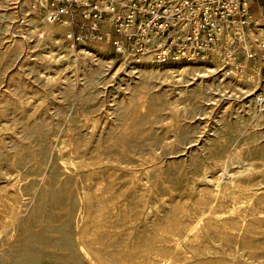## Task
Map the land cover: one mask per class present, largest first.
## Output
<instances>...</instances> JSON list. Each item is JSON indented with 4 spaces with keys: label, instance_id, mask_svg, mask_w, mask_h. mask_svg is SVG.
I'll return each mask as SVG.
<instances>
[{
    "label": "rangeland",
    "instance_id": "rangeland-1",
    "mask_svg": "<svg viewBox=\"0 0 264 264\" xmlns=\"http://www.w3.org/2000/svg\"><path fill=\"white\" fill-rule=\"evenodd\" d=\"M0 4V214L12 199L22 205L14 238L0 236V264H87L74 241L78 207L87 195L84 203L91 202L98 223L112 236L103 240L104 264H138L148 256L156 264L172 251L178 264H264V105L256 101L264 91L258 76L261 58H254L252 72L244 77L222 62L228 72L222 81L220 71L195 75L192 70L202 73L203 67L189 62L195 68L188 74L175 79L164 74L168 79L163 82L151 79L142 107L137 105L143 83L138 59H158L146 53L119 57L105 43L80 49L58 24L41 16L34 0H29L34 17L24 14L21 0ZM34 23L57 26L59 44L33 30ZM254 33L264 39V26ZM250 46L255 54L258 48ZM168 60H158L160 68ZM119 62L128 73H115ZM67 138L74 153L63 149L64 168L58 149ZM236 152L240 160L232 159ZM230 172H238L233 183ZM243 195L250 198L246 203ZM203 210L212 211L186 236ZM112 211V221L99 217Z\"/></svg>",
    "mask_w": 264,
    "mask_h": 264
},
{
    "label": "built area",
    "instance_id": "built-area-1",
    "mask_svg": "<svg viewBox=\"0 0 264 264\" xmlns=\"http://www.w3.org/2000/svg\"><path fill=\"white\" fill-rule=\"evenodd\" d=\"M48 22L80 49L105 43L116 56L146 53L171 58L224 61L238 77L252 72L254 58L264 88V40L245 59L239 48L251 19L253 0H34Z\"/></svg>",
    "mask_w": 264,
    "mask_h": 264
},
{
    "label": "bare ground",
    "instance_id": "bare-ground-1",
    "mask_svg": "<svg viewBox=\"0 0 264 264\" xmlns=\"http://www.w3.org/2000/svg\"><path fill=\"white\" fill-rule=\"evenodd\" d=\"M12 1V0H11ZM20 1V0H19ZM15 3V2H14ZM19 3V2H18ZM21 3H22V5H24L25 6V8H24V14L25 15H27L26 13H29L31 16H33L34 17V15H32L33 13H35L34 12V9H33V6L31 7V5L33 4H31L30 5V7H29V0H21ZM0 5H2V4H0ZM10 5V4H9ZM14 5V4H13ZM15 5H17V4H15ZM10 7V6H9ZM34 7H35V5H34ZM1 8H4V7H1ZM14 9V8H13ZM17 9V8H16ZM36 9V8H35ZM11 11H12V9H11ZM15 11V10H14ZM16 12V11H15ZM39 15V14H38ZM16 16V15H15ZM28 16V15H27ZM33 17H31V20L33 21V22H35V19H33ZM44 20V19H43ZM33 30L35 29V30H37L40 34H45L46 36H48L51 40H53V42L56 44V45H58L59 44V41H60V38H59V28H57V26L55 27L53 24H51V23H34L33 24ZM260 27H262L261 26V24L260 23H258V21L257 22H255V24L253 25V26H249L248 27V29H247V31L242 35V39H243V41L242 42H239V44H238V46H239V48L243 51V53L245 54V57H247L248 58V56L249 55H252V53H250L249 51H250V48L248 49V46H250L251 47V49H253V51L256 49V47L258 48L259 46H260V44H261V42L264 40L262 37H260V35L258 34H256V33H254L256 30H257V28H260ZM29 30H31V29H29ZM36 32V31H35ZM259 32V31H258ZM29 33V32H28ZM263 33V32H262ZM23 34V33H22ZM40 37V36H39ZM65 38V37H64ZM43 41V40H42ZM21 42V41H20ZM20 42H19V44H20ZM70 42V41H69ZM23 43H24V41H23ZM14 44H15V42H14ZM21 45V44H20ZM24 46V45H23ZM6 47H7V45H6ZM101 49H104L105 48V46H99ZM59 48V47H58ZM12 50V49H11ZM76 50V49H75ZM19 51V50H18ZM86 51V50H85ZM20 52V51H19ZM89 52V51H88ZM99 52H101V51H99ZM98 52V53H99ZM5 53V52H4ZM15 53V52H14ZM61 53V52H60ZM96 53V52H91L89 55L90 56H92V57H95L96 55H98L99 57L98 58H101V55H99V54H101V53ZM255 53V52H254ZM1 54V53H0ZM8 54V53H7ZM12 54V53H11ZM83 54V53H82ZM128 54V53H127ZM53 55H55V54H53ZM64 55V54H63ZM79 55V54H78ZM14 56V55H13ZM45 56V55H44ZM62 56V55H61ZM87 56V55H86ZM85 56V57H86ZM131 56V55H130ZM46 57V56H45ZM63 57V56H62ZM66 57H68V56H66ZM139 57V56H138ZM7 58V57H6ZM52 58H54V57H52ZM63 58H65V57H63ZM74 58V57H73ZM79 58V57H78ZM132 58V57H131ZM246 58V59H247ZM66 59V58H65ZM68 59V58H67ZM105 59V58H104ZM53 60V59H52ZM51 60V61H52ZM77 60V59H76ZM91 60H92V58H91ZM120 60V59H119ZM129 60V59H128ZM136 60V59H135ZM255 61H256V59H254ZM55 61V60H54ZM60 61V60H59ZM63 61V60H62ZM95 60H93V62H94ZM113 60H108V61H105V62H107V63H111ZM254 61V62H255ZM68 62H69V60H68ZM82 62V61H81ZM98 61H96V63H97ZM115 62V61H114ZM124 62V61H123ZM123 62H119V65L117 66V68H116V72L115 73H117L118 71H123V72H127V70H126V64H124ZM190 61H187V62H183V60H180V59H178V58H171L170 60H168V63H166L164 66H163V68H160V63H159V61L158 60H155V59H153V58H151V57H146L145 55H141L140 57H139V59H138V67L137 68H140V70H141V72H142V76H143V78H142V82L143 83H141V85H140V87H139V89H138V92H137V99H138V103H137V105L138 106H144L145 104H146V101H145V95L146 94H148L149 93V91H150V89H151V79H153V78H158V79H160V81H165V80H167L168 78H163L164 77V74L165 75H167V74H170L173 78L175 77V76H179V75H184V74H188V70L189 69H191V68H195V66H192L190 63H189ZM222 62L225 64V62L224 61H217V60H211L210 62H206V61H197V64L199 65V66H202L203 67V71H202V73L198 70V71H196V70H192L193 71V73L195 74V75H198V76H200V77H204L205 75H208L209 73H215V72H218V71H220V75H219V77H222V79H221V81L225 78L226 79V76L228 75V72H227V70L226 69H224V66H223V64H222ZM60 63V62H59ZM90 63V62H89ZM95 63V62H94ZM93 63V64H94ZM95 63V64H96ZM191 63H196V62H191ZM9 64V63H8ZM69 64V63H68ZM81 64V63H80ZM86 64V63H85ZM84 64V65H85ZM74 65V64H73ZM77 65V64H76ZM106 65V64H105ZM112 65V64H111ZM116 65V64H115ZM128 65V64H127ZM253 66H255V65H253ZM0 67H1V65H0ZM69 67V66H68ZM77 67V66H76ZM9 68V67H8ZM78 68H80V67H78ZM110 68V67H109ZM113 68V67H112ZM46 69V68H45ZM74 69V68H73ZM77 69V68H76ZM72 70V69H71ZM86 70V69H85ZM94 70V69H93ZM50 71V70H49ZM54 71V70H53ZM229 71V70H228ZM60 72V71H59ZM132 72L134 73V72H136V70L135 69H133L132 70ZM61 73V72H60ZM60 73H57L56 75H58V74H60ZM128 73V72H127ZM161 73H162V75H161ZM190 73V72H189ZM255 73V72H254ZM259 73V72H258ZM5 74V73H4ZM49 74V73H48ZM253 74V73H252ZM82 75V74H81ZM116 75V74H115ZM118 75V74H117ZM248 75V74H247ZM253 75H256V74H253ZM59 76V75H58ZM57 76V77H58ZM128 76V75H127ZM258 76H260V75H258ZM47 77V76H46ZM50 77V76H49ZM52 77V76H51ZM136 77H137V75H136ZM135 77V78H136ZM229 77V76H228ZM3 78V77H2ZM77 78H78V74H77ZM182 78V77H181ZM197 78V77H196ZM217 78V77H216ZM230 78V77H229ZM228 78V79H229ZM248 78V77H247ZM171 79V78H170ZM175 79V78H174ZM180 78H177L176 80H179ZM184 79V78H183ZM204 79V78H203ZM212 79H213V77H212ZM47 80V79H46ZM61 80V79H60ZM193 80V79H192ZM191 80V81H192ZM236 80V79H235ZM244 80H245V78H244ZM256 80V79H255ZM153 81V80H152ZM196 81V80H195ZM49 82V81H48ZM56 82V81H55ZM186 82H187V80H186ZM244 82V81H243ZM260 82V81H259ZM258 82V83H259ZM162 84H165V83H162ZM170 84H171V81H170ZM187 84H189V83H187ZM194 84V83H193ZM224 84V83H223ZM55 85V84H54ZM57 85V84H56ZM182 85V84H181ZM180 85V86H181ZM218 85V84H217ZM53 86V85H52ZM228 86V85H227ZM261 86V85H260ZM176 87H177V85H176ZM184 87V86H183ZM188 87V86H187ZM243 87V86H242ZM181 88V87H180ZM260 88V87H259ZM182 89V88H181ZM187 89V88H186ZM238 89L239 90H241V91H244L241 87H238ZM254 90V89H253ZM182 90H180V92H181ZM8 92V91H7ZM235 92V91H234ZM182 93H184L185 94V92H182ZM179 94V93H178ZM224 94V93H223ZM221 95V94H220ZM28 97V96H27ZM177 98V97H176ZM25 99V98H24ZM32 99V98H31ZM178 99V98H177ZM252 99V98H251ZM26 101H27V99H26ZM32 101V100H31ZM256 101L258 102V104L260 103L261 105H264V91H260V92H258L257 93V95H256ZM22 102V101H21ZM39 103V102H38ZM176 103V102H175ZM24 104V103H23ZM176 104H178V103H176ZM259 104V105H260ZM30 105V104H29ZM32 105V104H31ZM38 105H40V104H38ZM173 105V104H172ZM179 105V104H178ZM41 106H43L42 104H41ZM257 106V105H256ZM15 107V106H14ZM36 107V106H35ZM260 107V106H259ZM17 108V107H16ZM41 109V108H40ZM263 110V109H262ZM27 112V111H26ZM32 113V112H31ZM37 115V114H36ZM34 117V116H33ZM92 122V121H91ZM90 122V123H91ZM94 123H95V121H94ZM93 124V123H92ZM69 125V124H68ZM72 133V132H71ZM70 133V134H71ZM74 133V132H73ZM69 134V133H68ZM70 138V137H69ZM71 139V138H70ZM127 139V138H126ZM80 141V140H79ZM122 141V140H121ZM61 143V142H60ZM114 144V143H113ZM122 144V143H121ZM123 145V144H122ZM58 146V145H57ZM56 146V147H57ZM72 141L70 140H68V138H67V141H66V139L62 142V148L61 149H58L59 151V159H60V161H61V164H62V166L64 167V168H67V162H65V160L63 159V157H64V154H63V152H64V150L65 149H67V153H68V155L70 156L71 155V153H74V152H72ZM115 146V145H114ZM124 146V145H123ZM75 147V146H74ZM125 147V146H124ZM103 148V147H102ZM115 148V147H114ZM120 148V147H119ZM123 148V147H122ZM126 148V147H125ZM64 149V150H63ZM74 149V148H73ZM113 150V149H112ZM119 150H121V149H119ZM75 151V150H74ZM83 151V150H82ZM126 151V150H125ZM76 153V152H75ZM79 153V152H78ZM99 153V152H98ZM85 154V156H86V153H84ZM236 155H233L232 156V159H238V160H240L241 159V157H240V155H239V152H236L235 153ZM66 155V154H65ZM80 155V154H79ZM82 155V154H81ZM101 155V154H100ZM112 156H113V154H112ZM87 157V156H86ZM99 157V156H98ZM68 158V157H67ZM71 158V157H70ZM76 158H77V155H76ZM96 158V157H95ZM228 158V157H227ZM66 159V158H65ZM80 159V158H79ZM79 159H78V161H79ZM83 159H85V157L83 158ZM70 159H68V161H69ZM72 160V159H71ZM92 160V159H91ZM97 160V159H96ZM95 160V161H96ZM100 160V159H99ZM111 160H112V158H111ZM231 160V159H230ZM77 161V162H78ZM80 161H82V160H80ZM94 161V160H93ZM92 161V162H93ZM119 161V160H118ZM228 161V160H227ZM244 160H242V162H243ZM246 161V160H245ZM73 162H75L74 160H73ZM76 162V164H78ZM85 162V161H84ZM241 162V163H242ZM247 162V161H246ZM81 163V162H80ZM82 163H83V161H82ZM99 163V162H98ZM97 163V164H98ZM240 163V162H239ZM70 164H72V162H70ZM75 163H73V165H74ZM75 164V165H76ZM87 164H88V162H87ZM91 164V163H90ZM89 164V165H90ZM229 164V163H228ZM238 164V163H237ZM255 164V163H254ZM85 165V164H84ZM102 165V164H101ZM105 165H106V163H105ZM227 165V164H226ZM231 165V164H230ZM229 165V166H230ZM246 165V164H245ZM250 165V164H249ZM249 165L246 167V169H244L243 171H245V170H247L248 168H249ZM252 165H253V163H252ZM79 166V165H78ZM93 166V165H92ZM99 166V165H98ZM228 166V167H229ZM80 167H81V164H80ZM90 167V166H89ZM95 167V166H94ZM139 167V166H138ZM82 168V167H81ZM227 168V167H226ZM253 168V167H252ZM71 169V168H70ZM84 169V168H83ZM150 169V168H149ZM207 169V168H206ZM205 169V170H206ZM64 170V169H63ZM237 170H239V169H237ZM254 170V169H253ZM66 171V170H65ZM64 171V172H65ZM94 171V170H93ZM98 171V170H97ZM145 171V170H144ZM243 171H240V173L241 172H243ZM92 172V171H91ZM96 172V171H95ZM255 172V171H254ZM94 173V172H93ZM148 173V172H147ZM235 173H238V172H234V173H229L230 175H229V177L228 178H230V182H232L233 181V179L236 177V175H235ZM66 174V173H65ZM143 174V173H142ZM244 174V173H243ZM68 175H70V174H68ZM91 176L93 175V174H90ZM145 175V174H144ZM223 175V174H222ZM16 177H18L19 176V172L15 175ZM71 176V175H70ZM146 176V175H145ZM250 176V175H249ZM21 177V176H20ZM98 177V176H97ZM141 177V176H140ZM148 178H149V176H148ZM17 179V178H16ZM84 179V178H83ZM93 179V178H92ZM109 179V178H108ZM142 179V178H141ZM239 179V178H238ZM24 180V179H23ZM81 180V179H80ZM98 180V179H97ZM205 180V179H204ZM236 180V179H235ZM54 181H56V180H54ZM103 181V180H102ZM142 181V180H141ZM149 181H150V179H149ZM216 181V180H215ZM229 181V180H228ZM27 182V181H26ZM43 182V181H42ZM75 182V181H74ZM81 182H82V180H81ZM147 182V181H146ZM229 182V183H230ZM236 182V181H235ZM14 183V182H13ZM59 183V182H58ZM97 183V182H96ZM106 183V182H105ZM207 183V182H206ZM214 183V182H213ZM233 183V182H232ZM29 184V183H28ZM77 184H79V183H77ZM85 184V183H84ZM100 184V183H99ZM98 184V185H99ZM142 184V183H141ZM219 181H217V183H216V186L218 187L219 186ZM237 184V183H236ZM235 184V185H236ZM17 185V184H16ZM19 185H20V183H19ZM60 185V184H59ZM101 185V184H100ZM104 185V184H103ZM213 185V184H212ZM230 185H232V184H230ZM234 185V184H233ZM239 185H241L240 183H239ZM55 186V185H54ZM80 186V185H79ZM245 186V185H244ZM21 187V186H20ZM26 187V186H25ZM24 187V188H25ZM76 187V186H75ZM222 187V186H221ZM235 187V186H234ZM238 187V186H237ZM247 187V186H246ZM19 188V187H18ZM34 188H36V187H34ZM151 188V187H150ZM226 188V187H225ZM229 188V187H228ZM239 188H241V187H239ZM78 189V188H77ZM82 189H83V191H84V194L85 195H87L88 194V192H87V194L85 193V187H82ZM96 189V188H95ZM98 189V188H97ZM102 189V188H101ZM105 189V188H104ZM244 189H246V188H244ZM252 189V188H251ZM18 190V189H17ZM23 190V189H22ZM27 190V189H26ZM91 190V188L89 189V191ZM145 190V189H144ZM228 190V189H227ZM7 191V190H6ZM15 191V190H14ZM80 191H82V190H80ZM242 191V190H241ZM22 192V191H21ZM25 192V191H24ZM34 192V191H33ZM95 192V191H94ZM109 192V191H108ZM145 192H146V190H145ZM151 192V191H150ZM246 192H248V191H246ZM7 193V192H6ZM19 193V192H18ZM96 193V192H95ZM9 194V193H8ZM12 194V193H11ZM16 195H17V193H15ZM25 194V193H24ZM91 194V193H90ZM99 194V193H98ZM145 194V193H144ZM219 194V193H218ZM1 195V194H0ZM80 195V194H79ZM96 195V194H95ZM100 195V194H99ZM103 195V194H102ZM230 195V194H229ZM229 195H227V196H229ZM242 195V194H241ZM10 196V195H9ZM25 196V195H24ZM83 196V195H82ZM88 196V198H84V200H82L81 201V205H79V207H78V211H77V215H78V219L76 220V222H75V225H74V241H75V243H76V250H77V252H78V254L87 262V264H104V263H102L101 262V256H100V253H102L103 255L104 254H107V249L105 248V246H103V240L104 239H106V240H108V238L111 236V232H106L105 231V229L107 228H105L104 226H102L101 224H103V223H101L100 222V224L98 223V220L100 221V219H98V216L97 215H95V210L93 209V207L94 206H92V204H91V202L89 203V202H85L84 203V201H87V199H89L90 197V195H87ZM97 196V195H96ZM101 196V195H100ZM99 196V197H100ZM218 196V195H217ZM235 196H236V194H235ZM238 196V195H237ZM12 197V196H11ZM14 197H16V196H14ZM21 197V196H20ZM85 197V196H84ZM165 197V196H164ZM220 197V196H219ZM4 198V197H3ZM95 198H97V197H95ZM103 198H104V196H103ZM102 198V199H103ZM239 198V197H238ZM241 198H245V200H243L242 202H244L245 201V203L247 202V201H249V196L248 195H243ZM254 198V197H253ZM253 198H252V200H253ZM20 199V198H19ZM24 199V198H23ZM80 199V198H79ZM92 199V198H91ZM106 199V198H105ZM104 199V200H105ZM113 199V198H112ZM145 199V198H144ZM230 199V198H229ZM232 199V198H231ZM161 200V199H160ZM17 201H18V199H17ZM89 201V200H88ZM100 201V200H99ZM224 201V200H223ZM22 202V201H21ZM236 202H238V201H236ZM4 203V202H3ZM9 203V202H8ZM14 203H15V200H13L12 199V201L10 202V204H9V208L8 209H6V210H4V211H2L1 212V214H0V236H2V235H6V234H8V233H10V237H13L14 238V234H15V232H16V223H17V219H18V215L20 214V209L22 208V205H21V203L18 205V206H16V205H14ZM25 203V202H24ZM251 203V202H250ZM262 203V202H261ZM104 204V203H103ZM215 204V203H214ZM230 204H232V203H230ZM244 204V203H243ZM100 205V204H99ZM206 205V204H205ZM101 206V205H100ZM213 206V205H212ZM239 206V205H238ZM3 207V206H2ZM17 207V208H16ZM209 207V206H208ZM208 207H206V208H208ZM234 207H235V205H234ZM253 207V206H252ZM1 208V207H0ZM5 208V207H4ZM101 208V207H100ZM240 208H242V207H240ZM102 209V208H101ZM209 209V208H208ZM226 209V208H225ZM114 210V209H113ZM212 210H214V207H213V209ZM211 210V211H212ZM217 210V209H216ZM230 210V209H229ZM240 210V209H239ZM107 211V210H106ZM109 211H110V209H109ZM203 211H206V210H203ZM211 211H206L205 213H202V214H200L199 215V219L197 220V222L193 225H191L190 227H189V229H188V231H187V233H186V236H189V234L193 231V230H195V229H197L198 228V225L200 224V222L202 221V220H204V218L205 217H208L210 214H211ZM232 211V210H231ZM242 211V210H241ZM98 212V211H97ZM102 212V211H101ZM100 212V216L99 217H102L103 215L104 216H107V217H110V220L112 221L113 219H111V218H113L114 217V215L116 214L115 212L116 211H112V212H108L107 214H105V213H101ZM104 212V211H103ZM149 212V211H148ZM202 212V211H201ZM119 213H120V211H119ZM240 213V212H239ZM252 213V212H251ZM147 214V213H146ZM219 214V213H218ZM244 214V213H243ZM242 214V216H243V219L246 217H244V215ZM261 214V213H260ZM148 215V214H147ZM216 215V214H215ZM259 215V214H258ZM219 216V215H218ZM221 216V215H220ZM222 216H225V215H222ZM230 216V215H229ZM260 216V215H259ZM222 218V217H221ZM231 218V217H230ZM247 218V217H246ZM107 219V218H106ZM123 219V218H122ZM127 219V218H126ZM130 219V218H129ZM105 221V220H104ZM126 221V220H125ZM260 221H262V220H260ZM263 222V221H262ZM24 223V222H23ZM105 223H106V221H105ZM123 223V222H122ZM130 223V222H129ZM179 223V222H178ZM109 224V223H108ZM120 224V223H119ZM225 224V223H224ZM259 224V223H258ZM263 224H264V222H263ZM112 225V224H111ZM256 225V224H255ZM113 226V225H112ZM222 226V225H221ZM120 228V227H119ZM133 228V227H132ZM224 228V227H223ZM262 228V227H261ZM129 229V228H128ZM200 229V228H199ZM17 230H18V228H17ZM108 230V229H107ZM132 230V229H131ZM150 231V230H149ZM173 231V230H172ZM197 231V230H196ZM227 231V230H226ZM233 231V230H232ZM126 232V231H125ZM129 232H130V230H129ZM137 232V231H136ZM138 232H139V230H138ZM185 232V231H184ZM230 232V231H229ZM17 233V232H16ZM146 233H149V232H146ZM227 233V232H226ZM241 233V232H240ZM129 234V233H128ZM234 234H236V233H234ZM245 234V233H244ZM207 235H208V233H207ZM237 235V234H236ZM241 235H243V233L241 234ZM252 235V234H251ZM114 236V235H113ZM167 236V235H166ZM203 236V235H202ZM233 236V235H232ZM244 236H246V234L244 235ZM112 237V236H111ZM175 237V236H174ZM183 237H185V236H183ZM182 237V238H183ZM235 237V236H234ZM247 237V236H246ZM117 238V237H116ZM119 238V237H118ZM240 238V237H239ZM255 238V237H254ZM9 239V238H8ZM173 239V238H172ZM184 239V238H183ZM187 239V238H186ZM238 239V238H237ZM245 239H247V238H245ZM258 239V238H257ZM125 240V239H124ZM123 240V241H124ZM188 240V239H187ZM200 240V239H199ZM125 241H127V240H125ZM179 241H180V239H179ZM184 241V240H183ZM246 241V240H245ZM8 242V241H7ZM10 242V241H9ZM190 242V241H189ZM214 242V241H213ZM247 242V241H246ZM184 243V242H183ZM216 243V242H215ZM222 243V242H221ZM221 243H220V245H221ZM229 243H230V241H229ZM259 243V242H258ZM124 244V243H123ZM133 244V243H132ZM181 244V243H180ZM234 244V243H233ZM232 244V245H233ZM238 244V243H237ZM182 245V244H181ZM239 245V244H238ZM254 245V244H253ZM151 246V245H150ZM261 246H264V245H261ZM93 247H95V248H93ZM169 247V246H168ZM260 247V246H259ZM61 248H63V247H61ZM187 248H189V246H187ZM252 248V247H251ZM260 248H262V247H260ZM260 248H258V249H260ZM64 249V248H63ZM182 249H183V246H182ZM193 249V248H192ZM217 249V248H216ZM240 249V248H239ZM244 249V248H243ZM254 249V248H253ZM106 250V251H105ZM136 250V249H135ZM141 250V249H140ZM180 250V249H179ZM178 250V251H179ZM184 250V249H183ZM247 250H249V249H247ZM124 251V250H123ZM189 251V250H188ZM207 252V251H206ZM218 252V251H217ZM109 253V252H108ZM238 253V252H237ZM236 253V254H237ZM243 253H244V251H243ZM101 254V255H102ZM163 254V253H162ZM210 254V253H209ZM231 254V253H230ZM235 254V253H234ZM242 254V253H241ZM240 254V255H241ZM109 255V254H108ZM190 255V254H189ZM201 255V254H200ZM228 255H229V253H228ZM237 255H239V254H237ZM236 255V256H237ZM105 256V255H104ZM104 256H103V258H104ZM178 256V255H177ZM181 256V255H180ZM198 256V255H197ZM243 256V255H242ZM62 257V256H61ZM106 257V256H105ZM149 257V256H148ZM148 257H145V258H141V259H138L137 260V263L138 264H153V262H151L150 260H149V258ZM159 257V256H158ZM233 257H235V255L233 256ZM240 257V256H239ZM244 257V256H243ZM254 257V256H253ZM262 257H264V256H262ZM63 258L65 259V258H67V256L66 257H64L63 256ZM70 258H72L71 256H70ZM76 258V257H75ZM77 258H78V256H77ZM231 258V257H230ZM248 258V257H247ZM252 258V257H251ZM109 259H110V257H109ZM258 259L259 258H257V261H258ZM67 260V259H66ZM119 260V259H118ZM238 260V259H237ZM247 260V259H246ZM249 260V259H248ZM247 260V261H248ZM60 261V260H59ZM69 262V261H68ZM74 262V261H73ZM188 262V261H187ZM250 262V261H249ZM254 262H256V261H254ZM60 263V262H59ZM58 263V264H59ZM67 263V262H66ZM119 263H123V264H128L127 262H124V261H121V262H119ZM131 263V262H130ZM179 263V259H176V252L175 251H172L171 253H169L166 257H164L162 260H160L159 262L157 261V263L156 264H178ZM226 263H227V261H226ZM229 263V262H228ZM61 264H62V262H61ZM70 264V263H69ZM188 264V263H187ZM230 264V263H229ZM248 264V263H247Z\"/></svg>",
    "mask_w": 264,
    "mask_h": 264
},
{
    "label": "crops",
    "instance_id": "crops-1",
    "mask_svg": "<svg viewBox=\"0 0 264 264\" xmlns=\"http://www.w3.org/2000/svg\"><path fill=\"white\" fill-rule=\"evenodd\" d=\"M250 14L252 21H258L264 26V0H253L250 3Z\"/></svg>",
    "mask_w": 264,
    "mask_h": 264
}]
</instances>
